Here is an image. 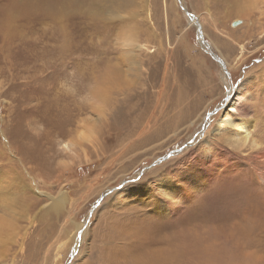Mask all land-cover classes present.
<instances>
[{
  "label": "rangeland",
  "instance_id": "obj_1",
  "mask_svg": "<svg viewBox=\"0 0 264 264\" xmlns=\"http://www.w3.org/2000/svg\"><path fill=\"white\" fill-rule=\"evenodd\" d=\"M261 183L264 0H0V264H264Z\"/></svg>",
  "mask_w": 264,
  "mask_h": 264
},
{
  "label": "bare ground",
  "instance_id": "obj_2",
  "mask_svg": "<svg viewBox=\"0 0 264 264\" xmlns=\"http://www.w3.org/2000/svg\"><path fill=\"white\" fill-rule=\"evenodd\" d=\"M147 5V4H146ZM144 11V10H143ZM61 13V12H60ZM56 14V13H55ZM53 15V14H52ZM55 16V15H54ZM234 26H236V24H234ZM236 38V37H235ZM229 39H231V38H229ZM183 50H184V48H183ZM180 51V50H179ZM185 53V52H184ZM234 58V57H233ZM188 59V58H187ZM187 63V62H186ZM189 67H190V65H189ZM175 68V67H174ZM190 70V69H189ZM191 71V70H190ZM201 72V71H200ZM253 74L251 73V74H249V76H252ZM195 76V75H194ZM201 76V75H200ZM247 77L246 78V81H245V83H243L242 85H241V87L242 88H244L245 87V85H246V83H248L249 81H250V79L252 78V77ZM162 77H163V75H162ZM113 79V78H112ZM161 79H163V78H161ZM160 79V80H161ZM205 80V79H204ZM111 81V80H110ZM203 81V80H202ZM201 82V81H200ZM207 82V81H206ZM174 83H176V82H174ZM204 83V82H203ZM160 84V83H159ZM173 84V83H172ZM245 84V85H244ZM204 85V84H203ZM102 86V85H101ZM202 86V85H201ZM200 86V87H201ZM97 89V88H96ZM160 89V88H159ZM201 90V89H200ZM246 92V91H245ZM164 95V94H163ZM237 95H238V97H240V92L238 91L237 92ZM104 96V95H103ZM102 96V97H103ZM162 96V95H161ZM165 97V96H164ZM180 99V98H179ZM178 99V100H179ZM161 100V99H160ZM163 100V99H162ZM161 100V101H162ZM231 100V99H230ZM164 101V100H163ZM233 102H234V100H233ZM178 103V102H177ZM255 103H256V101H255ZM160 105V104H159ZM162 105H164V104H162ZM179 105V104H178ZM178 105H177V107H178ZM182 106V105H181ZM234 104H232L231 105V109H230V111H232V109L234 108ZM252 106V105H251ZM188 107V106H187ZM162 108H163V106H162ZM253 108H255V107H253ZM175 110V109H174ZM180 110H183L182 108L180 109ZM189 110H190V108H189ZM170 112V111H169ZM183 112V111H182ZM185 112H187V111H185ZM184 113V112H183ZM174 115V114H173ZM178 115H182V114H179L178 113ZM177 116V115H176ZM175 117V116H174ZM180 117V116H179ZM177 117H175V119H176ZM183 119V118H182ZM240 119H237L236 120V122H235V124H233V126H232V128H237V129H239L240 130V132H236L235 133V135L232 137H230V139H227L228 141H230V143H231V145H233V146H236V147H238V146H240V145H243L245 142H246V140H247V135H248V130H247V125H246V121L245 120H242V121H239ZM177 121V120H176ZM227 123H229L230 125H231V123H232V120H227ZM253 145H254V143H253ZM256 148V147H255ZM205 155H208V157H207V159H206V161L207 162H209L210 161V157H213L212 158V161L214 160V158L216 157V154L215 153H212V152H210V151H208V152H206V153H204ZM228 158H230V157H228ZM227 158V159H228ZM222 161V160H221ZM221 162L219 161V162H216L215 164H217V165H219ZM237 163V162H236ZM239 163V162H238ZM256 178V177H255ZM258 179H259V177H258ZM249 180H250V178H249ZM253 180V179H252ZM257 181V180H256ZM259 181V180H258ZM262 182V181H261ZM244 184V183H243ZM246 184V183H245ZM254 184V183H253ZM262 184V183H261ZM242 185V184H241ZM170 186V184L166 181V182H164V183H162L159 187L163 190V192L164 193H167V194H169L170 192H171V187H169ZM251 186V185H250ZM241 187V186H240ZM242 189V188H241ZM252 196L255 198V199H257V200H259L260 202H261V204H260V206L262 207V208H264V184H262V185H260V187H253L252 189ZM213 201H214V199H213ZM210 202V201H209ZM212 202V201H211ZM251 202V201H250ZM211 204V203H210ZM256 204H259V203H256ZM207 205H209L208 203H207ZM211 205H214L213 203L211 204ZM245 206H246V203L244 204ZM259 206V207H260ZM249 213H250V210H249ZM244 214V213H243ZM246 214V213H245ZM259 214V213H258ZM249 214H247V216H245V217H249L248 216ZM260 215V214H259ZM261 216V215H260ZM132 217V216H131ZM135 217V216H134ZM262 217V216H261ZM133 218V217H132ZM263 218V217H262ZM261 218V219H262ZM259 220V221H262V220ZM243 220V224H244V226L245 227H254V228H257V223L256 224H254V223H252L253 221H254V219H242ZM257 221V220H256ZM255 221V222H256ZM139 222V221H138ZM173 223V222H172ZM171 224V223H170ZM260 224V223H259ZM122 225V224H121ZM259 227H260V225H259ZM261 227H262V225H261ZM113 229V228H112ZM160 229V228H159ZM178 229V228H177ZM125 230H126V228H125ZM146 230H150L151 232L153 231L152 229H151V226H147L146 227ZM145 230V231H146ZM171 230V229H170ZM173 230V229H172ZM254 230H257V229H254ZM118 231V230H117ZM149 231V232H150ZM169 231V230H168ZM252 231V230H251ZM107 232V231H106ZM105 232V233H106ZM111 232V231H110ZM172 232V231H171ZM250 232V231H249ZM118 233V232H117ZM155 233V232H154ZM154 233H152V234H149V235H147V238L148 239H154L153 241H151L150 240V242H148L146 245L148 246V247H146L147 249H148V251L145 253V250H146V248H144L143 249V254H141V251H142V249H141V251H140V257L141 258H143V260H137V259H135V260H133L132 262H131V264H171L172 263V261L171 260H175V261H181V263L182 264H188L189 262H190V260L189 259H191L190 258V255L188 254V251H187V249L185 248H182V247H178V246H174V248L173 247H170V246H167L166 244H167V241L164 239V237L163 238H160V237H158L157 236V238H156V235L154 234ZM112 234V233H111ZM119 234V233H118ZM121 234V233H120ZM145 234H147L146 232H145ZM157 234V233H156ZM174 234V233H173ZM177 234V233H176ZM108 235V234H107ZM169 235V234H168ZM244 235V230H242V229H240L239 230V232H238V235H237V237H238V239H240V236H243ZM175 236V235H174ZM245 236H246V234H245ZM109 237V236H108ZM141 237V236H140ZM244 237V236H243ZM115 238H116V236H115ZM143 238V237H142ZM170 238V237H169ZM109 239H110V237H109ZM107 240H108V238H107ZM111 240V239H110ZM146 240V239H145ZM156 240V242H155V244H158V245H160V244H162V245H164L162 248H160V247H158V245H154V241ZM148 241V240H147ZM117 243V242H116ZM173 243V242H172ZM174 243H175V241H174ZM140 244H142V242L140 243ZM170 244V243H169ZM176 244H179V245H182V246H184V243H176ZM187 244V243H186ZM198 244V243H197ZM171 245V244H170ZM171 246H173V245H171ZM143 248V247H142ZM194 248V247H193ZM213 248H209L208 246H201V247H198V246H196L195 248H194V250H192V248H191V250L190 251H193V252H195V257L196 258H194L193 260H194V262L196 263V264H230L229 263V261H231V256H229L225 251H222V249H218V250H212ZM121 249L120 248H117V250L114 248L113 249V253H114V255L116 256V257H118L122 252L120 251ZM189 250V249H188ZM122 255H125V256H128L127 255V253H122ZM193 255V254H192ZM170 261H171V263H170ZM193 262V263H194ZM231 262H233V264H234V261H231ZM180 263V264H181ZM192 263V264H193ZM176 264V263H175ZM232 264V263H231ZM236 264V263H235Z\"/></svg>",
  "mask_w": 264,
  "mask_h": 264
},
{
  "label": "clouds",
  "instance_id": "obj_3",
  "mask_svg": "<svg viewBox=\"0 0 264 264\" xmlns=\"http://www.w3.org/2000/svg\"><path fill=\"white\" fill-rule=\"evenodd\" d=\"M61 164H64V162L62 161ZM68 166H70V164Z\"/></svg>",
  "mask_w": 264,
  "mask_h": 264
}]
</instances>
